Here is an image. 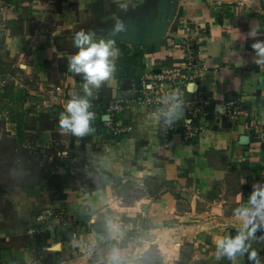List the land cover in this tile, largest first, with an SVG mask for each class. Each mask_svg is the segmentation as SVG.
I'll return each mask as SVG.
<instances>
[{
    "label": "crops",
    "instance_id": "crops-1",
    "mask_svg": "<svg viewBox=\"0 0 264 264\" xmlns=\"http://www.w3.org/2000/svg\"><path fill=\"white\" fill-rule=\"evenodd\" d=\"M114 16L127 31L113 37L116 71L88 97L92 130L62 131L68 100L86 95L83 74L68 69L72 35L108 38ZM253 27L257 37H247ZM146 33L163 36L132 40ZM256 39L264 40V0H0V264H111L113 249L119 264H254L247 254L218 256L216 242L238 234L234 210L264 186ZM185 40L200 65L183 98L191 102L196 83L212 104L199 122L183 110L164 136L166 117L149 112L139 89L180 63ZM120 97L129 108L118 122L129 130L115 134L106 109ZM231 99L246 110L239 122L225 114ZM194 122L206 131L186 140ZM262 236L264 228L249 241L260 264Z\"/></svg>",
    "mask_w": 264,
    "mask_h": 264
},
{
    "label": "clouds",
    "instance_id": "clouds-1",
    "mask_svg": "<svg viewBox=\"0 0 264 264\" xmlns=\"http://www.w3.org/2000/svg\"><path fill=\"white\" fill-rule=\"evenodd\" d=\"M122 11L128 10V4H120ZM114 27L108 38L98 37L94 32L80 28L72 35L73 45L78 51L68 57V69L76 74H83L84 97L73 96L65 105V111L61 112L59 124L62 131H69L76 136H84L92 129L91 121L95 113L90 111L91 103L88 97L93 95L92 87L99 88L104 81L109 80L116 71V58L120 49L115 46L113 37L127 31V26L119 16H114ZM257 28L253 27L247 33V37L256 38ZM254 51V62L264 65V40L256 39L251 45ZM167 100L173 101L166 110L161 109L166 117V122L172 124L183 115V100L177 99L174 92ZM241 183H244L242 180ZM242 198V197H241ZM235 216L242 221V227L234 237L224 236L217 240V254L225 255L235 261L237 255H248V259L254 264H260L258 253L252 248L250 238H256V232L264 228V186L257 183L253 185L248 201L238 207ZM259 239L264 240V236ZM111 264H119L118 250L111 253Z\"/></svg>",
    "mask_w": 264,
    "mask_h": 264
},
{
    "label": "built area",
    "instance_id": "built-area-1",
    "mask_svg": "<svg viewBox=\"0 0 264 264\" xmlns=\"http://www.w3.org/2000/svg\"><path fill=\"white\" fill-rule=\"evenodd\" d=\"M195 42V41H194ZM191 41L185 40L182 45V56L180 63L174 65L172 68H167L160 71L157 74L145 77L141 81L139 94L140 102L149 110V112L156 117L163 116L161 109L167 108L173 101L167 100V97L171 96L174 92L177 94V99L183 100V110L190 114H193V118L199 122L200 118L197 113H204L205 110L211 106L210 98L203 92H194V96L191 102L184 100V89L188 85V82L193 79L190 72L197 68L199 63V54L195 51ZM76 96V95H74ZM73 97V96H72ZM190 105V106H189ZM129 108V101L120 97L113 100L106 109L107 119L105 124L111 128L115 134H120L129 130L118 122V117ZM225 114L232 122H239L244 116H246V110L243 104L237 99H231L225 105ZM174 124H168L163 135H169L174 129ZM257 131V137L261 140L264 139V127L258 124H254ZM205 126L193 124H186L184 129V138L189 140L195 136H199L205 133Z\"/></svg>",
    "mask_w": 264,
    "mask_h": 264
},
{
    "label": "water",
    "instance_id": "water-1",
    "mask_svg": "<svg viewBox=\"0 0 264 264\" xmlns=\"http://www.w3.org/2000/svg\"><path fill=\"white\" fill-rule=\"evenodd\" d=\"M157 32H159V31H157ZM157 32H156V33H157ZM156 33L151 34V35H150V33H146V34H143V35H140V36H135V37L132 38V40H133L134 42H136V43H139V44H145V45H147V44H151V43H153L154 41H156V40L162 38V36H163V33H162L160 36H155ZM150 36H155V37H153L152 39H149V38H151ZM122 88H123L124 90H131V89H132V82L129 81V80H125V81L123 82V87H122ZM189 90H190L191 92L196 91V90H197V84L194 83L193 85H191V86L189 87ZM138 97H140L139 94H138ZM163 118H165L164 115H163Z\"/></svg>",
    "mask_w": 264,
    "mask_h": 264
}]
</instances>
